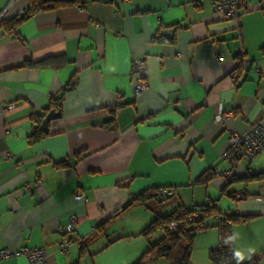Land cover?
<instances>
[{
    "label": "crops",
    "instance_id": "1",
    "mask_svg": "<svg viewBox=\"0 0 264 264\" xmlns=\"http://www.w3.org/2000/svg\"><path fill=\"white\" fill-rule=\"evenodd\" d=\"M82 1L40 11L12 34L0 28V248L45 247L46 264H88L103 239L84 253L76 244L58 252L71 217L78 229L69 238L87 240L111 219L116 230L141 193L169 189L172 212L216 200L229 216L254 217L232 226L235 250L254 248L263 263L264 181L242 179L264 172V152L234 170L221 156L231 132L264 112V0H243L238 20L218 16L210 0ZM29 6L0 0V22ZM239 54L249 62L240 78ZM27 60L50 63L28 68ZM142 63L148 89L135 97ZM73 77L61 117L42 133L32 116H44ZM36 130L46 136L29 144ZM205 173L211 179L200 184ZM205 232L209 253L218 230Z\"/></svg>",
    "mask_w": 264,
    "mask_h": 264
},
{
    "label": "trees",
    "instance_id": "2",
    "mask_svg": "<svg viewBox=\"0 0 264 264\" xmlns=\"http://www.w3.org/2000/svg\"><path fill=\"white\" fill-rule=\"evenodd\" d=\"M30 6L25 14L21 18H16L11 21H1L0 28L8 33H13L20 24L26 19L32 17L36 13L44 10H55L62 7L82 5V0H29ZM160 37H156L158 40ZM264 54V48L262 49ZM239 62L238 74L239 78L243 74L247 73L246 65L249 63L247 57L243 54L237 56ZM245 60L247 63L245 64ZM50 61L34 62L33 60L25 61L26 67H39L48 65ZM76 86V80L73 77L67 84L61 95L52 100L50 106L46 109L44 116H32V121L38 125H41L45 116L52 110L56 112L62 111V104L64 97L67 92L72 91ZM46 135L41 134L39 130H36L29 137V144L38 142L41 138ZM211 179V174L205 173L200 179V184H206ZM246 184L251 182L264 181V172H260L254 175H249L242 179ZM160 190L145 191L135 197L126 207L121 210V213L117 217L128 213L136 207H145L150 209L154 214V219L149 225L142 231L141 235L148 241L158 232L161 233L159 239L152 244L147 251L144 253L142 258L136 264H146L145 259L149 255H155L157 257H166L170 264H192L191 256L194 247V241L198 232H205L209 228L214 227L218 230V245L212 248L209 252V259L211 264H237V261L233 258V252L235 251V243L225 244L224 240L228 235L232 233V226L239 224L240 222L247 221L254 217H234L229 216L225 212H221L218 207L216 200L210 201L208 204L203 206H197L190 210L186 209L183 205L179 204L175 211L169 214H159V206L168 204L173 198H163L160 195ZM167 201V203H165ZM194 214H197L196 218H193ZM225 214L222 218L221 215ZM116 218V217H115ZM114 220L111 219L99 227L93 232L91 238L83 240L81 243L82 251H88V248L93 243L105 239V247L107 248L116 240H111L110 231L111 224ZM178 221L181 224V228L178 232L169 231L168 227L170 223ZM263 263H260L259 259L254 256L248 262L242 264H264V253L262 254ZM76 264H79L76 263Z\"/></svg>",
    "mask_w": 264,
    "mask_h": 264
},
{
    "label": "built area",
    "instance_id": "3",
    "mask_svg": "<svg viewBox=\"0 0 264 264\" xmlns=\"http://www.w3.org/2000/svg\"><path fill=\"white\" fill-rule=\"evenodd\" d=\"M211 6L214 12L227 20H238L240 17L243 0H210ZM81 12L82 10L79 9ZM264 12V10H263ZM25 14V11L23 12ZM247 60H245V64ZM146 66L142 63L135 66L133 76L135 79L133 93L135 97H138L145 93L148 89V83L146 81ZM261 78H264V71H259L258 74ZM235 81L238 80V76H233ZM14 105H7L6 110L12 111ZM225 117L219 116V120L223 121ZM264 152V112L262 118L254 123H251L249 129L246 132H239L233 130L229 137L228 147L221 156V159L227 162L234 170L239 167L241 161L252 162L259 154ZM5 159H10L9 153L3 154ZM163 198H171L174 196L173 190H163L160 192ZM75 199L82 200L83 196L79 193ZM197 214H194L193 218H196ZM222 218L225 214L221 215ZM181 228V224L178 221L170 223L168 229L171 232H178ZM78 221L76 217H71L67 226L61 230V238L58 245V252L60 254L68 253L72 245H81L83 240L75 241L69 238V234L77 231ZM22 257L27 259L30 264H46L48 258V251L45 247L41 248H29L21 247L16 250L4 247L0 248V262H5L8 259Z\"/></svg>",
    "mask_w": 264,
    "mask_h": 264
},
{
    "label": "rangeland",
    "instance_id": "4",
    "mask_svg": "<svg viewBox=\"0 0 264 264\" xmlns=\"http://www.w3.org/2000/svg\"><path fill=\"white\" fill-rule=\"evenodd\" d=\"M165 203H167V201ZM174 206L175 205L170 203L159 206V214L165 215L171 213ZM154 217L155 214L145 207H136L126 213L122 220L118 222L116 230L110 234L111 240L116 241L107 248L102 249L96 255L93 262L88 260V264H136L147 249L161 236V233L158 232L148 241L141 235L142 231L149 225ZM206 235H208L206 232H198L196 234L191 256V261L193 260L195 264H211L209 253L204 251L203 246L208 240ZM105 242V239H103L98 245ZM145 263L170 264V261L166 257L149 255L145 259ZM81 264H85V261Z\"/></svg>",
    "mask_w": 264,
    "mask_h": 264
},
{
    "label": "clouds",
    "instance_id": "5",
    "mask_svg": "<svg viewBox=\"0 0 264 264\" xmlns=\"http://www.w3.org/2000/svg\"><path fill=\"white\" fill-rule=\"evenodd\" d=\"M238 239H239V233H233L225 238L224 243L225 244L234 243ZM254 252L255 249L251 247L247 249V254L244 251L237 249L233 252V258L237 261V264H242V262L245 261L246 259H251V256Z\"/></svg>",
    "mask_w": 264,
    "mask_h": 264
},
{
    "label": "water",
    "instance_id": "6",
    "mask_svg": "<svg viewBox=\"0 0 264 264\" xmlns=\"http://www.w3.org/2000/svg\"><path fill=\"white\" fill-rule=\"evenodd\" d=\"M60 117H61V112H56L54 110L50 111L43 119L39 127V130L42 133H45V134L48 133L50 122L53 120L59 119Z\"/></svg>",
    "mask_w": 264,
    "mask_h": 264
}]
</instances>
